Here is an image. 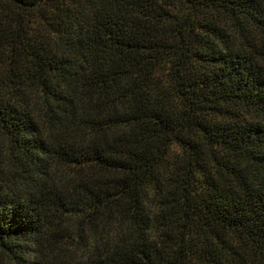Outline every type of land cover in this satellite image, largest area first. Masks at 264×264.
Instances as JSON below:
<instances>
[{
	"label": "trees",
	"instance_id": "1",
	"mask_svg": "<svg viewBox=\"0 0 264 264\" xmlns=\"http://www.w3.org/2000/svg\"><path fill=\"white\" fill-rule=\"evenodd\" d=\"M0 264H264V0H0Z\"/></svg>",
	"mask_w": 264,
	"mask_h": 264
}]
</instances>
